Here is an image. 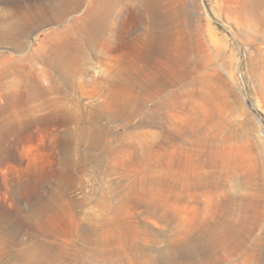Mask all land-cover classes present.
Segmentation results:
<instances>
[{
	"label": "rangeland",
	"instance_id": "obj_1",
	"mask_svg": "<svg viewBox=\"0 0 264 264\" xmlns=\"http://www.w3.org/2000/svg\"><path fill=\"white\" fill-rule=\"evenodd\" d=\"M158 1L109 23L148 48L135 87L98 0H0V264H264V23ZM209 154L219 185L187 183Z\"/></svg>",
	"mask_w": 264,
	"mask_h": 264
},
{
	"label": "bare ground",
	"instance_id": "obj_2",
	"mask_svg": "<svg viewBox=\"0 0 264 264\" xmlns=\"http://www.w3.org/2000/svg\"><path fill=\"white\" fill-rule=\"evenodd\" d=\"M98 1L100 2L99 3L100 4L99 10H97L98 13L97 14L92 13V16L94 15L95 17L90 18V19H92V24H91L90 28L88 29L89 35L92 36L93 39H95V38L99 39L100 38L101 40L103 39L104 41H109V39L115 40V39H118L120 37L122 39V41L120 40L121 42L118 45H116V47L113 48V50L118 52L120 65L124 66V68L121 70L122 73L124 72L126 74L128 73L131 75L132 71H134V73H135V82H134L135 87H147L148 82H147V79H145V77L143 76L144 75L142 73L143 68L138 64V60H139V58H141V56L143 57V55H144V58H147L149 56L147 53L148 48H135V47L133 48L131 46L133 44L130 45L126 41L127 39H125V38H127L128 31L123 29V31L118 33L117 31H114L113 29L110 28L109 23H110V21L112 22V21H118V20L124 21V22L130 21L137 14L149 16L154 21L159 20L162 17V13L157 8H155V4L157 3L158 0H98ZM230 6L232 7V9L235 12L239 13L241 16L246 18V20H248L249 22L253 21V22H258V23H262V22L264 23V13H262V0H232ZM96 16H99V17L97 18ZM143 21L144 20H142V22ZM151 27H153V26H151ZM76 41H77V38H76ZM79 44H81V43H79ZM76 45H77V43H76ZM159 51H160V49H159ZM133 58H135V59L133 60ZM159 59H160V57H159ZM126 105H130V100H129V102L126 103ZM118 108H119V106H118ZM149 121L151 122V124L152 123L158 124L157 120L154 117L151 118ZM215 164H216V159L211 154H209L208 157H206L204 159H199L198 164H197L199 170L192 173L190 176H185L184 180H186L187 183L189 181H191L193 186L217 187L219 185L220 178L223 177V175H224V172L223 171L218 172V171H203L202 170V168H204L206 166H214ZM160 173H162V172H160ZM177 177H178V175H177ZM242 179H244V177ZM186 186H187V184L185 183L184 188ZM247 199L248 198L245 195H243V196L242 195H230L229 196L228 205L231 206L233 215H236L237 210H242L245 212ZM153 210H154V208H153ZM239 228L240 227H237V226H234V227L228 226V233H230V232L234 233Z\"/></svg>",
	"mask_w": 264,
	"mask_h": 264
}]
</instances>
